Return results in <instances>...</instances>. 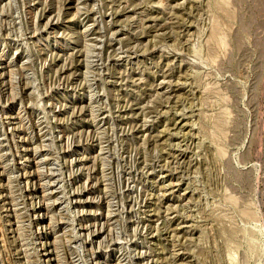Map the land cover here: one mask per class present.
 Returning a JSON list of instances; mask_svg holds the SVG:
<instances>
[{"label":"rangeland","instance_id":"374dc122","mask_svg":"<svg viewBox=\"0 0 264 264\" xmlns=\"http://www.w3.org/2000/svg\"><path fill=\"white\" fill-rule=\"evenodd\" d=\"M0 264H264V0H0Z\"/></svg>","mask_w":264,"mask_h":264}]
</instances>
